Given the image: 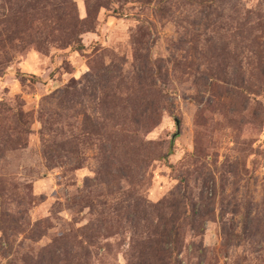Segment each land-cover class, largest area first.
<instances>
[{"label": "rangeland", "instance_id": "374dc122", "mask_svg": "<svg viewBox=\"0 0 264 264\" xmlns=\"http://www.w3.org/2000/svg\"><path fill=\"white\" fill-rule=\"evenodd\" d=\"M179 217L181 264H264V0H0V264Z\"/></svg>", "mask_w": 264, "mask_h": 264}, {"label": "trees", "instance_id": "16d2710c", "mask_svg": "<svg viewBox=\"0 0 264 264\" xmlns=\"http://www.w3.org/2000/svg\"><path fill=\"white\" fill-rule=\"evenodd\" d=\"M78 49H82V44L76 45ZM148 206V205H147ZM137 212V209L135 210ZM145 220L146 218H142ZM180 220V217L173 221L172 225L165 226V228L158 229V223L156 231L151 234L140 236L142 238L141 257L145 258L147 264H181L179 247L182 242V236L180 234V223L176 221ZM193 229V228H192Z\"/></svg>", "mask_w": 264, "mask_h": 264}, {"label": "water", "instance_id": "95a60500", "mask_svg": "<svg viewBox=\"0 0 264 264\" xmlns=\"http://www.w3.org/2000/svg\"><path fill=\"white\" fill-rule=\"evenodd\" d=\"M176 124H178V121L176 120Z\"/></svg>", "mask_w": 264, "mask_h": 264}]
</instances>
